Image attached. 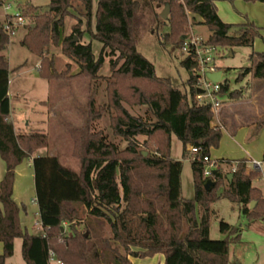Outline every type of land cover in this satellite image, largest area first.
Masks as SVG:
<instances>
[{
  "label": "trees",
  "instance_id": "1",
  "mask_svg": "<svg viewBox=\"0 0 264 264\" xmlns=\"http://www.w3.org/2000/svg\"><path fill=\"white\" fill-rule=\"evenodd\" d=\"M145 1L97 0L93 14V0H49L45 13L22 14L31 21L23 27L20 45L39 59L40 79H61L48 55L59 46L64 20L69 18L72 24L69 35L61 40L62 54L78 66L77 77L106 80L109 95L105 104L99 103L96 94L89 95L84 125L69 131L72 156L79 164L77 173L63 167L54 156L32 159L42 233L30 235L20 226V208L12 198L15 169L35 152L46 149L48 138L41 132L15 133L7 95L9 66L7 58L0 55V158L5 165L0 181V264H7L12 257L16 239L21 240L25 264H48L49 252L62 264H132L130 257L145 259L157 254L164 257L163 264H228L229 245L238 239L236 229L220 222L219 232L225 238L210 240V206L224 198L236 203L249 221L264 223V196L252 184L260 175L247 172L245 161L215 162L217 169L204 178L203 157L218 147L221 132L211 125V105L195 99L198 64L192 54L183 55L178 62L187 73L180 87L168 78L157 77L153 65L137 51L138 11ZM149 1L169 5L165 20L169 30L159 42L171 51H180L188 22L205 26L209 33L206 44L219 49L252 47L255 39L261 38L259 28L248 20L238 25L223 23L213 0ZM247 1L264 4V0ZM2 27L3 23L0 52L10 40ZM85 36L89 38L86 44L81 43ZM93 43L100 46L97 57ZM105 59L111 72L108 77L99 76ZM248 60L251 66L237 70L235 81H264V52H252ZM130 88H139L137 104L146 108L142 117L131 116L120 103L119 92ZM250 90V83L231 91L226 81L220 84V94L231 102L250 99ZM104 117L112 135L126 142L124 149L119 150L103 134L100 121ZM259 125H264V117ZM171 135L181 142L182 157L190 160L192 199L181 196L182 162L170 157ZM136 136L145 137V150L151 147L147 156L134 144ZM190 146L200 149L193 160L188 153ZM228 174H232L231 180L226 178ZM207 179L214 183L208 192L203 187ZM251 202L255 206L250 210ZM82 214L87 217L82 222L83 232L77 228ZM105 226L108 237L103 234Z\"/></svg>",
  "mask_w": 264,
  "mask_h": 264
},
{
  "label": "rangeland",
  "instance_id": "2",
  "mask_svg": "<svg viewBox=\"0 0 264 264\" xmlns=\"http://www.w3.org/2000/svg\"><path fill=\"white\" fill-rule=\"evenodd\" d=\"M29 1V2H28ZM181 1V0H179ZM5 3L11 4L10 14L20 12L21 14H43L47 10L49 0H27L28 6L18 5L16 0H5ZM97 0L92 2L93 14L96 9ZM165 4H157L153 1H145L140 4L138 14L140 16L139 29L137 31V51L154 67V73L157 77L168 78L172 85L180 86L187 78V73L178 65L182 54L179 50H172L169 46H162L159 42L168 30V23L160 18ZM34 9H30V7ZM170 10L167 16L169 17ZM30 19V18H29ZM26 20V24L31 20ZM166 19V20H167ZM4 21V12L0 5V25ZM15 22V19L13 20ZM72 21L69 18L64 20L62 34L69 35ZM24 28L16 29L15 34L10 37L8 46L0 55L7 58L9 66V83H8V101L10 116L13 125L18 134L30 132L44 133L48 138V146L45 150L39 152V156H54L60 164L74 172L79 171V164L75 157L72 156L73 142L70 138L69 131L77 129L84 125L86 115L87 98L91 94L98 96L101 104L107 103L106 80L97 78L92 81L88 78H80L76 75L79 68L76 63L64 56L61 52V40L57 48L50 49L49 59L54 61V67L61 79L47 81L37 77V69L39 59L27 49L20 45V41L24 34ZM192 32L203 39H207L208 30L203 25H195L191 27L190 22L187 25V33ZM263 32V30H261ZM263 34V33H262ZM89 41L88 36L81 38V43L86 44ZM261 45V51H264V40L257 38L253 47H233L227 49H219L215 57V66L222 71L221 82H227L229 90L239 89L245 84L253 81L249 78L236 82V71L241 68L250 67L249 55L258 51ZM94 56L97 57L100 51L98 44H92ZM258 51V52H261ZM107 59L103 64L99 76L108 77L111 72L107 70ZM121 65L118 64L117 68ZM126 85V83H125ZM134 86V85H132ZM130 86V87H132ZM127 87V85H126ZM136 87V86H135ZM139 88H130V91L119 92L120 103L123 109L133 117H142L146 108L137 104V93ZM219 101H226V97L220 95ZM262 99V98H260ZM264 99V98H263ZM108 120L104 117L100 121V129L108 139L113 142L119 150L126 146V142L120 137L112 135L111 129H108ZM251 130H255L254 126ZM243 131L231 139L220 141L213 154L215 156H228L233 160L249 158L261 161V168L264 171V162L261 160V145L264 143V130L255 142H248L245 139ZM223 138V137H222ZM145 137L136 136L134 144L138 151L148 155L151 147L145 150L142 146ZM217 151V152H216ZM170 157L173 160L182 162L180 175L181 196L184 199H192L194 196V188L192 181V173L189 158L182 157V144L174 136L170 137ZM248 169L251 166L248 165ZM21 177L23 178V187L21 195L23 203L26 206L30 222L33 223L34 216L32 207L33 202V174L32 163L28 159L23 161L20 166ZM253 186L261 189L264 196V180L256 179L252 182ZM221 189L218 190V193ZM24 206H22V209ZM210 209L212 214L209 220V239L221 240L225 235L219 232V223L223 222L236 229V242L229 245L228 264H264V223L257 221H249L241 215L239 207L236 203H232L227 199L221 198L214 202ZM23 211V210H22ZM37 218V217H36ZM87 217L82 214L77 222L79 231H85L86 228L82 223ZM30 228V227H29ZM67 225L63 224V229ZM33 231L32 229L28 230ZM104 236H110L107 226L103 228ZM1 245V244H0ZM132 258V257H131ZM139 259V258H138ZM7 264H25L21 256V240L16 239L13 245V255L7 260Z\"/></svg>",
  "mask_w": 264,
  "mask_h": 264
},
{
  "label": "crops",
  "instance_id": "3",
  "mask_svg": "<svg viewBox=\"0 0 264 264\" xmlns=\"http://www.w3.org/2000/svg\"><path fill=\"white\" fill-rule=\"evenodd\" d=\"M213 3L216 8L217 16L223 23L229 25H238V24H243L245 23L246 20H248L259 28L261 39L264 40V4L251 3L248 2L247 0H213ZM188 17L189 18L194 17L197 23L202 22V20L199 17L193 16L191 14H188ZM261 30H263V32H261ZM66 35H67L66 33L63 34L61 33L60 40H62L63 37H65ZM256 40L257 39H255L253 46L256 43ZM261 47L262 46L259 45V48H257V50L261 51ZM258 51L255 52L256 53L264 52V51L261 52ZM250 92H251L250 99L239 102L228 101L225 94L222 96L226 97V101H219L218 99L221 105L214 112V117L211 125L213 127H217L220 130L221 132L220 141L224 140L225 138L231 139L235 137L237 133L243 131L244 132L243 136H245L246 141L255 142L260 136L261 132L264 130V125L262 126L259 125L262 118L264 117V99H263L264 81H253ZM10 121L13 125L11 116H10ZM253 126L255 130L252 131L251 128ZM14 131L15 133H17L15 127H14ZM260 145H261L260 151H261V160H262V154L264 152V143H260ZM43 150L45 149L35 152L28 159L29 162H32V159L35 158L36 156H39V152ZM214 151L215 150L210 149L209 152V157L212 161L216 163L220 161H230L235 164V162L243 160L245 161L247 172H253L251 161L253 160L259 161L257 159H249V158L233 160L228 156H223V155L215 156L213 154ZM45 156H49V155L47 154ZM21 164L18 165L15 169L12 198L20 208L18 218L21 228L30 235H39L42 233V228L39 221L38 207L35 202L34 183H33V199L31 200L34 204L31 210L34 216V220H33L34 222L31 223L30 218L28 217V212L26 211V206L23 203V197L21 195V188L23 187L24 184V182L22 181L23 178L21 177V171H20ZM248 165L251 166V169H248ZM4 172H5V165L0 158V181L4 175ZM28 173L29 175L33 176L31 172ZM22 206H24L25 208L23 207L24 209H22ZM29 229H32L33 231L29 232L28 231ZM1 253H2V245H0V254ZM129 260L131 261L132 264H163L164 263V257L160 254H157L152 258H145V259L130 257Z\"/></svg>",
  "mask_w": 264,
  "mask_h": 264
},
{
  "label": "built area",
  "instance_id": "4",
  "mask_svg": "<svg viewBox=\"0 0 264 264\" xmlns=\"http://www.w3.org/2000/svg\"><path fill=\"white\" fill-rule=\"evenodd\" d=\"M4 1L5 0H0V5L2 6L4 12L2 30L10 38L15 34L17 28L24 27L26 25V20L18 11L14 14H10L9 11L12 8L11 4L5 3ZM14 19L15 22H13ZM180 52L182 55L192 54L196 60L198 64L196 89L201 90L202 93H196L195 99L198 103H209L214 113L221 105L217 97L220 95V84L222 82L220 78V82L213 83L206 77V75L208 73H216L219 71L215 66V57L219 52V48L207 45L206 39H203L198 35H194L190 31L183 36ZM199 151V148L193 146L188 147L190 159H195V156L199 153ZM203 162L205 163L203 176L204 178H208L211 175V171L216 170L217 166L209 156H204ZM251 166L253 172L259 174L260 178L264 180V171L261 168V162L253 160L251 161ZM234 171L235 169L233 168L232 172ZM48 264H62V262L57 260L52 252H49Z\"/></svg>",
  "mask_w": 264,
  "mask_h": 264
},
{
  "label": "water",
  "instance_id": "5",
  "mask_svg": "<svg viewBox=\"0 0 264 264\" xmlns=\"http://www.w3.org/2000/svg\"><path fill=\"white\" fill-rule=\"evenodd\" d=\"M26 1H27V0H20L21 4L26 3ZM168 13H169V5H168V4H165V5H164V8H163V10H162V12L160 13V18H161L162 20H166V19H167V16H168ZM181 40H183V37H181ZM221 75H222V72H221V71H217L216 73H208V74L206 75V77H207L211 82H213V83H218V82H220ZM196 93H197V94H200V93H202V91L199 90V89H197V90H196ZM142 155H143V156H146V153H143ZM226 178H227L228 180H231V178H232V174H228V175L226 176ZM213 185H214V183H213L210 179H207V180L205 181L203 187H204L205 191L208 192V191L211 190V188L213 187ZM254 206H255V202H251L250 205H249V209H250V210L253 209Z\"/></svg>",
  "mask_w": 264,
  "mask_h": 264
}]
</instances>
